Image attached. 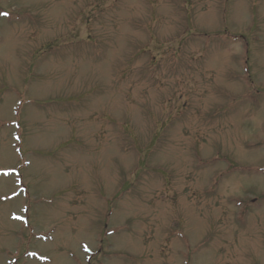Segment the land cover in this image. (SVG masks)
<instances>
[{"label":"rangeland","instance_id":"rangeland-1","mask_svg":"<svg viewBox=\"0 0 264 264\" xmlns=\"http://www.w3.org/2000/svg\"><path fill=\"white\" fill-rule=\"evenodd\" d=\"M0 264H264V0H0Z\"/></svg>","mask_w":264,"mask_h":264}]
</instances>
